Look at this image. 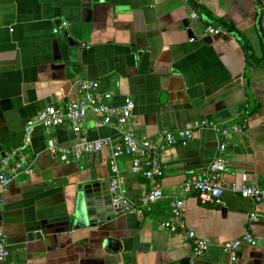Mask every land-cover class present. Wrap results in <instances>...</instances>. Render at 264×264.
<instances>
[{
    "label": "crops",
    "instance_id": "0c3cea01",
    "mask_svg": "<svg viewBox=\"0 0 264 264\" xmlns=\"http://www.w3.org/2000/svg\"><path fill=\"white\" fill-rule=\"evenodd\" d=\"M207 25L223 34L204 37ZM80 81L99 82L113 106L133 100L138 139L160 144L162 131L198 119H246V132L224 139L205 129L165 149L162 200L142 216L110 208L90 221L76 215L86 180L110 187L115 166L127 197L138 200L150 189L129 173L130 157L112 159L118 129L96 127L92 115L82 135L67 125L35 128L24 151L30 174L19 175L0 201L9 252L2 264H187L188 231L208 244L196 264H264V203L254 244L242 246L235 262L223 250L247 232L254 209L230 185H264V0H0V157L21 147L24 124L42 109L79 100ZM219 139L227 144L224 193L201 205L184 184L219 155ZM98 140L109 145L78 160L48 152ZM177 198L185 203V228L169 229V203ZM110 241L117 250L107 249Z\"/></svg>",
    "mask_w": 264,
    "mask_h": 264
},
{
    "label": "built area",
    "instance_id": "2783aa9c",
    "mask_svg": "<svg viewBox=\"0 0 264 264\" xmlns=\"http://www.w3.org/2000/svg\"><path fill=\"white\" fill-rule=\"evenodd\" d=\"M191 17L193 20L199 19V16L195 13ZM222 31L220 28L207 25L203 29V35L215 37L222 34ZM99 86V82L80 81L78 83L79 100L68 102L60 107L49 105L38 112L36 116L26 121L23 127V143L21 147L0 157V201L11 183L19 175L30 174L31 163L29 164L24 151L31 145L32 132L37 127L51 129L67 125L75 134L82 135L84 132L82 125L88 115H92L95 118L96 127H116L120 133V143L112 149V159L124 156L130 157L131 166L129 173L145 178L149 182L150 189L138 200L127 197L123 191V179L118 169L113 166L111 168L112 177L109 187L111 209L115 214L137 216H142L152 204L164 198L159 182L164 174L161 154L165 149L174 145L188 144L195 134L201 130L211 129L216 131L220 138L228 139L231 135L243 133L247 127L246 119L239 122L231 121L228 125L226 123L217 124L206 119H198L185 124L182 128L173 131H162L161 143L155 144L136 137V129L131 123L135 109L134 101L127 99L120 106H113L110 103L111 95L100 93ZM219 142V155L211 162L207 170L199 177L191 176L187 178L184 184L186 190H192L197 194V199L201 205L214 204L224 193L221 178L227 171V165L222 158V153L226 150L227 144L221 140ZM107 145H109V142L106 140L83 141L80 146L72 149L56 150V148L50 147L48 152L54 154L58 151L63 158L73 157L78 160L83 154L99 153ZM230 190L241 198L250 201L254 206L248 217L247 232L237 239L225 242L223 245V250L229 254L231 262H235L239 249L244 245H253L255 242L251 231L259 220L257 208L264 203V185H243L238 187L235 184H231ZM169 207L170 218L165 223V227L169 229L174 227L184 229V201L178 198L172 199ZM187 238L192 241V253L187 264H196L197 258L207 251L208 244L197 237L193 231L187 232ZM8 254L7 243L0 236V264L7 259Z\"/></svg>",
    "mask_w": 264,
    "mask_h": 264
},
{
    "label": "water",
    "instance_id": "95a60500",
    "mask_svg": "<svg viewBox=\"0 0 264 264\" xmlns=\"http://www.w3.org/2000/svg\"><path fill=\"white\" fill-rule=\"evenodd\" d=\"M151 11H147V14ZM223 34V33H222ZM205 37V36H204ZM223 124V123H222ZM243 133L234 136L243 135ZM238 187L243 185H237ZM78 198L76 202V215L86 217L92 221L96 219L98 221L105 218L106 210L111 208V196L109 193L108 183H99L92 179L86 180L78 189ZM243 199V198H242ZM108 250H117L118 244L116 242H108Z\"/></svg>",
    "mask_w": 264,
    "mask_h": 264
}]
</instances>
